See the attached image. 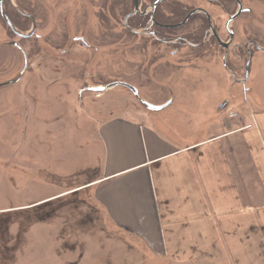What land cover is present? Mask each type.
I'll return each mask as SVG.
<instances>
[{
  "label": "rangeland",
  "instance_id": "1",
  "mask_svg": "<svg viewBox=\"0 0 264 264\" xmlns=\"http://www.w3.org/2000/svg\"><path fill=\"white\" fill-rule=\"evenodd\" d=\"M139 1L142 10L153 0ZM241 2L251 12L229 24L241 47L226 52L207 25L195 37L206 19L201 13L158 32L148 19L124 23L133 0L3 1L15 31L28 35L34 25L35 33L15 36L0 15V264H154L132 240L124 246L128 238L112 227L100 230L101 216L90 228L75 225L76 195L42 200L98 173L77 170L96 159L101 114L146 111L122 86L89 88L131 85L152 105L171 102L163 112L174 121L185 111L218 113L227 122L231 101L250 85L247 102L264 101V49H253L247 72L243 52L249 41L264 46V0ZM174 3L186 14L205 10L220 40L227 39L224 24L237 8L232 0H163L158 13L168 17Z\"/></svg>",
  "mask_w": 264,
  "mask_h": 264
},
{
  "label": "crops",
  "instance_id": "2",
  "mask_svg": "<svg viewBox=\"0 0 264 264\" xmlns=\"http://www.w3.org/2000/svg\"><path fill=\"white\" fill-rule=\"evenodd\" d=\"M245 95L227 122L184 110L174 121L167 100L156 112L101 114L96 159L77 170L98 173L42 201L76 195L75 225L101 216L100 230L154 264H264V101Z\"/></svg>",
  "mask_w": 264,
  "mask_h": 264
},
{
  "label": "flooded vegetation",
  "instance_id": "3",
  "mask_svg": "<svg viewBox=\"0 0 264 264\" xmlns=\"http://www.w3.org/2000/svg\"><path fill=\"white\" fill-rule=\"evenodd\" d=\"M4 1V0H3ZM3 1H2V3H3ZM163 1V0H162ZM161 1V2H162ZM233 1V3H235L236 4V10H235V12L230 16V17H232L236 12H237V10H238V3H237V0H232ZM239 2H240V5H241V8H242V10H241V13L235 18V19H233L231 22H233V21H235L236 19H238L242 14H244V13H248V12H251V9H249V8H243V5H242V2H241V0H238ZM156 2V0H153V1H148V2H144L145 3V6L144 5H142L141 4V6H143L142 7V10H140V1L138 0V7H139V12L138 13H136L135 15H133L132 17H140L141 19H142V24H144L145 23V20H147L148 19V22H149V25L152 27L153 26V29H155L156 31H160V32H165V31H173L174 29H177V28H180V27H182V26H184L188 21H189V19L191 18V16H194V15H196V14H198V13H201V14H203L205 17H206V19H203V22L202 23H205V25H207V27H208V30L210 31V37L211 38H213L214 39V41L216 42V44L219 46V44H218V42H217V40L215 39V37L213 36V34H212V31H211V28L214 30V32L217 34V36H218V38L220 39V37H219V35H218V33H217V31L215 30V28L213 27V25H212V20H211V18H210V16L206 13V11L205 10H203V9H201V8H196V9H193V10H191V11H189L188 13H187V15L190 13V12H192V11H195L196 10V12H194L189 18H188V20L183 24V25H180L183 21H184V19L186 18V16L184 17V19L181 21V22H179V23H173V22H171L170 24H162L160 21V19H159V13H158V6L161 4V2L160 3H158L156 6H155V8L152 10L151 9V6L154 4ZM2 3L0 4V13L2 14V12L4 13V11H3V6H2ZM134 3V2H133ZM133 10H134V6H133ZM133 12V11H132ZM170 13V12H169ZM131 14V13H130ZM4 15L7 17V19L9 20V18H8V16H7V14H5L4 13ZM129 15V14H128ZM127 15V16H128ZM171 15V14H170ZM168 16L169 18L171 17V16ZM2 16V15H1ZM4 17V16H3ZM229 17V18H230ZM131 17H129L128 19H130ZM228 18V19H229ZM127 19V20H128ZM228 19L226 20V22H225V24H224V32L227 34V39L223 42V43H228V47H227V50L226 49H224V48H222L221 46H219L220 48H222L224 51H226V52H228V50L230 49V48H233L234 50H236L238 47H241V45L240 44H235V43H233V38H234V33L232 32V31H230L229 30V24L231 23H229L228 24V26H227V28H225V25H226V23H227V21H228ZM10 21V20H9ZM5 24H6V22H5ZM7 25V24H6ZM8 26V25H7ZM211 27V28H210ZM8 28H9V26H8ZM11 29L9 28V32H11L12 34H14L15 36L17 35V34H15V32H13L12 30L10 31ZM145 30H147V27L145 28ZM207 30V31H208ZM229 33H231L232 34V40H230V38H229ZM18 36V35H17ZM152 36H155V33H152ZM19 37V36H18ZM230 40V41H229ZM194 44V46L195 47H201V44L202 43H193ZM204 44V43H203ZM250 46H253V48H250ZM14 47V46H13ZM16 49H18V50H20L18 47H15ZM253 49H257V50H261V49H264V46L263 47H260V46H258V43L257 42H253V41H249V42H247L246 44H245V47H243V52H245V53H247L248 54V60L250 59V61H251V55H252V51H253ZM247 60V61H248ZM250 61H249V64H250ZM247 63V62H246ZM245 66H246V64H245ZM248 68H249V66H248ZM244 69H245V67H244ZM244 76H245V74H244Z\"/></svg>",
  "mask_w": 264,
  "mask_h": 264
},
{
  "label": "water",
  "instance_id": "4",
  "mask_svg": "<svg viewBox=\"0 0 264 264\" xmlns=\"http://www.w3.org/2000/svg\"><path fill=\"white\" fill-rule=\"evenodd\" d=\"M2 1H3V0H0V4L2 3ZM161 1H162V0H156V2L151 6V9L153 10V9L155 8V6H156L158 3H160ZM133 2H134V3H133L134 10H133V12H132L131 14H129L128 16L125 17V19H124V23H126V21H127V19H128L129 17H132L133 15H135L136 13L139 12L138 0H133ZM237 3H238V10H237V12H236L232 17H230V18L228 19V21H227V23H226V25H225V28H227L228 24H229L233 19H235V18L241 13L242 8H241L240 2H239L238 0H237ZM194 12H196V10L190 12V13L186 16V18L184 19V21H183L180 25H183V24L188 20V18H189ZM4 18H5L6 22H7V24L9 25V27H10L12 30H14V28L11 26L9 20H8L5 16H4ZM210 28H211V27H210ZM211 31H212L213 36H214L215 39L217 40L219 46H221L222 48H224V49L227 50L228 43H223V42L218 38L217 34L214 32V30H213L212 28H211ZM34 32H35V26L33 25V29H32V31H31V33H30L29 35H22V34H18V35H19L20 37H22V38H26V37L32 36V35L34 34ZM229 38H230V40H232V34H231V33H229ZM230 40H229V41H230ZM249 61H250V59L247 61L246 66H245V71H246V72L248 71ZM245 79H246V77H245ZM115 86H122V87L128 89V90L132 93V95L136 98L137 102H138L140 105H142V106H143L146 110H148V111H159V110H161L162 108H164L165 105H167V104H165V105H161V106H156V105H152V104H150V103H148V102L142 100V99L138 96V90H137L135 87H133V86H131V85H128V84L112 83V84L106 86L105 88H94L93 90H94V91H104V90H106V89H109V88H112V87H115Z\"/></svg>",
  "mask_w": 264,
  "mask_h": 264
},
{
  "label": "trees",
  "instance_id": "5",
  "mask_svg": "<svg viewBox=\"0 0 264 264\" xmlns=\"http://www.w3.org/2000/svg\"><path fill=\"white\" fill-rule=\"evenodd\" d=\"M168 11L170 12V18L169 17H165L164 15L159 14V19L161 20L160 22L162 24H170L171 22L175 23H179L181 22L184 17L187 15L186 14V9L181 6L180 4H170ZM136 20L139 21V23L142 22V19L140 17H136ZM203 22V21H202ZM206 25L205 23L202 24V28L200 29V31L195 34V37L198 39L200 34L203 33V31L205 30Z\"/></svg>",
  "mask_w": 264,
  "mask_h": 264
},
{
  "label": "built area",
  "instance_id": "6",
  "mask_svg": "<svg viewBox=\"0 0 264 264\" xmlns=\"http://www.w3.org/2000/svg\"><path fill=\"white\" fill-rule=\"evenodd\" d=\"M230 116H234V114H231Z\"/></svg>",
  "mask_w": 264,
  "mask_h": 264
}]
</instances>
